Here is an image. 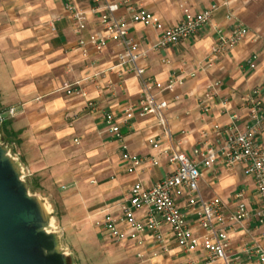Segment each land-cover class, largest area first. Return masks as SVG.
Returning a JSON list of instances; mask_svg holds the SVG:
<instances>
[{
	"label": "crops",
	"instance_id": "crops-1",
	"mask_svg": "<svg viewBox=\"0 0 264 264\" xmlns=\"http://www.w3.org/2000/svg\"><path fill=\"white\" fill-rule=\"evenodd\" d=\"M70 1L85 13L86 28L80 34L64 8L65 0H0V109H15L16 115L4 122L6 134L17 147L16 156L35 179L49 178L62 183V187L72 183L75 193L85 188L86 177L93 176L95 182L90 187L118 192L96 209L94 221L106 210L117 213L115 206L132 183L151 186L173 170L163 150L190 153L202 133L207 134L209 143L215 142L213 125L224 128L232 114L244 119V95L259 88L264 98V0H135L165 26L179 23L183 8L192 13L211 4L218 8L210 23L195 36L160 50L151 48L159 31L139 23L130 25V33L144 53L140 64L147 75L161 82L171 73L185 77L182 86L162 96L169 103L163 114L170 138L153 115L135 117L121 125L129 152L157 161L156 165L145 161L133 173L126 171L127 162L121 159L119 142L108 131L103 113L118 116L125 107L135 104L140 80L126 67L117 65L113 44L101 53L90 51L86 56L76 49L78 39L100 31V25L97 13L90 9V0ZM117 14L126 16L124 9ZM227 14L232 17L226 29L241 22L261 36L245 37L233 51L217 57L207 67L205 56L214 40L213 27L223 24ZM253 53L259 56L257 66L248 69L247 60ZM192 72L194 77H188ZM76 82L84 90V97L62 89L64 84ZM208 86L212 91L210 111L203 114L197 100ZM89 99L96 103L97 110L86 105ZM149 138L157 139L158 147L150 145ZM259 141L264 146V131ZM242 169L240 164L231 166L218 158L211 167L201 168L198 182L201 195L220 198L226 212L234 211L235 194L242 195L241 202L250 217L228 230L230 253H238L248 245L264 247V224L257 223L253 215L259 204L256 185ZM177 203L186 208L184 197ZM127 252L132 253L129 249ZM202 258L199 250L188 256L172 252L148 261L186 264L190 259Z\"/></svg>",
	"mask_w": 264,
	"mask_h": 264
},
{
	"label": "built area",
	"instance_id": "built-area-1",
	"mask_svg": "<svg viewBox=\"0 0 264 264\" xmlns=\"http://www.w3.org/2000/svg\"><path fill=\"white\" fill-rule=\"evenodd\" d=\"M90 2L91 11L98 15L100 31L79 38L76 49L86 56L90 51L101 53L113 44L117 65L126 67L140 80V94L135 104L125 107L118 116L111 112L103 113L108 131L119 142L121 159L127 162L126 171L133 173L145 161H150L152 165H156L157 161L131 154L120 132L121 125L128 124L135 117L153 115L163 127L166 137L170 138L171 131L163 114L169 103L162 96L172 92L176 86H182L185 77L171 73L165 82H161L147 75L145 67L140 64L144 53L130 33V25L139 23L159 31L151 48L160 50L195 36L210 23L211 15L218 5L211 4L194 13L183 8L181 21L176 25L165 26L158 16L135 0ZM64 8L70 14L75 32L80 34L86 28L85 13L70 0H65ZM119 9H124L126 16L118 15ZM231 17L227 14L223 24L213 27L214 40L205 56L207 67H211L217 57L233 51L245 37L257 39L261 36L256 30L250 32L241 22L226 29V23ZM258 57L256 53L250 55L247 60L248 69L256 68ZM194 75L192 72L187 76L192 78ZM62 89L85 96L77 82L64 84ZM211 97V86L206 87L198 97L197 103L203 114L210 111ZM242 99L247 107L244 119L232 114L229 124L224 128L219 129L213 125L215 142L209 143L207 134L202 133L190 153L163 150L167 161L174 166L173 170L151 186H144L138 181L132 183L124 198L115 206L117 213L113 209L106 210L94 220L110 241L126 247L139 259L163 257L172 252L188 256L200 250L203 258L190 259L186 264H264V247L259 244L245 246L238 253H230L228 230L231 225L250 217L241 202V193L234 196L237 202L234 211L226 212L220 198H204L198 189L201 168L211 167L218 158L231 166L242 165L243 173L252 177L256 185L259 204L253 213L255 221L264 224V146L259 141L264 131V98L259 88H253ZM86 105L93 110L98 109L90 99ZM15 115L13 107L0 109V124ZM147 142L154 148L158 147L157 139L149 138ZM180 197L185 198V209L177 203Z\"/></svg>",
	"mask_w": 264,
	"mask_h": 264
},
{
	"label": "water",
	"instance_id": "water-1",
	"mask_svg": "<svg viewBox=\"0 0 264 264\" xmlns=\"http://www.w3.org/2000/svg\"><path fill=\"white\" fill-rule=\"evenodd\" d=\"M0 124V264H68L53 229L50 204L31 183Z\"/></svg>",
	"mask_w": 264,
	"mask_h": 264
},
{
	"label": "rangeland",
	"instance_id": "rangeland-1",
	"mask_svg": "<svg viewBox=\"0 0 264 264\" xmlns=\"http://www.w3.org/2000/svg\"><path fill=\"white\" fill-rule=\"evenodd\" d=\"M8 145L11 154L18 155L14 142L10 141ZM25 171L26 180L31 183L30 193L40 194L50 204L53 229L59 235L60 248L67 253L68 264H153L147 258L139 259L128 253L125 247L110 241L93 221L96 209L103 206L111 195H117V191L90 187L95 181L93 176H89L84 180L87 183L85 188L73 193L72 183L62 187L60 182L49 178L38 180L26 168ZM164 263L174 264L166 260Z\"/></svg>",
	"mask_w": 264,
	"mask_h": 264
},
{
	"label": "trees",
	"instance_id": "trees-1",
	"mask_svg": "<svg viewBox=\"0 0 264 264\" xmlns=\"http://www.w3.org/2000/svg\"><path fill=\"white\" fill-rule=\"evenodd\" d=\"M1 134H2V137H3L6 141H8V142L11 141L10 138H9V137L7 136V134H6L5 123H2V124H1Z\"/></svg>",
	"mask_w": 264,
	"mask_h": 264
}]
</instances>
